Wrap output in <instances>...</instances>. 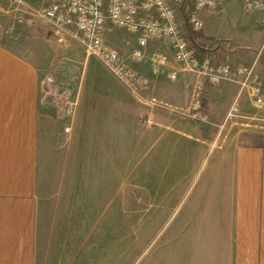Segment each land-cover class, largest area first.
<instances>
[{"label": "crops", "instance_id": "crops-1", "mask_svg": "<svg viewBox=\"0 0 264 264\" xmlns=\"http://www.w3.org/2000/svg\"><path fill=\"white\" fill-rule=\"evenodd\" d=\"M257 20L264 26L260 13ZM225 52L230 62L238 64L251 62L256 53L245 49ZM191 80V75L181 73L168 81L172 94L166 100L161 98L165 103L162 111H148L124 87L106 95L104 89L97 99H80L68 146L61 151L55 145L59 121L52 107L39 100L41 81L35 66L0 42V264H42L41 224L46 203H62L63 189L69 186L76 199L80 193H98L88 192L89 187H107L111 194V180L104 181L111 170V155H119L120 165L128 152H138L140 157L147 154L150 202L158 201V171L169 164L175 141L185 144L182 139L194 142L196 149L204 143L214 147L212 166L217 177L219 174L218 186L225 180L226 196L211 202L216 208L211 217L206 213L197 216L195 210L185 214L182 230H168L158 255L153 256L162 258L154 263L152 257V263L264 264V146L234 144L223 149L201 137L180 113L188 103ZM158 84L161 82H153L149 91L155 98L161 87ZM236 89L232 82L207 86L213 120L223 118ZM144 111L156 123L150 131L136 125ZM113 171V185L118 182L121 186L126 168ZM194 199L197 205L202 201L206 205L202 195Z\"/></svg>", "mask_w": 264, "mask_h": 264}, {"label": "rangeland", "instance_id": "rangeland-1", "mask_svg": "<svg viewBox=\"0 0 264 264\" xmlns=\"http://www.w3.org/2000/svg\"><path fill=\"white\" fill-rule=\"evenodd\" d=\"M34 6L38 7L39 1L31 0L27 5L0 0V40L35 66L40 76V87L46 86V80H51L55 94L65 91L75 100L70 126L79 101L94 96L97 99L104 89L105 92L107 90L106 95L120 92L124 87L142 101L145 108L148 106V111L164 110L165 103L161 98L166 100L172 94L168 81H153L161 82L158 85L162 88L159 87L155 94L157 98L149 94L151 86L139 95L133 94L95 55L85 53L72 26H59L47 21L33 9ZM258 14L256 9L246 7L241 0H222L219 8L204 13L200 30L205 36L203 45L211 48L208 52L218 58L230 61L226 49L255 50L253 60L256 67L259 66L260 70H257L264 82V26L258 22ZM105 39L123 54L133 45L130 33L119 28L106 32ZM165 45L163 41H155L150 47L163 49ZM43 102L50 105L48 99ZM209 102L210 98L204 92L202 105L207 122L188 119L199 130L201 137L223 149L234 144L264 146V106L254 105L246 92H242L238 99V112L224 121L223 118H211ZM51 109L55 116L53 107ZM142 118H149L151 123L138 122ZM62 125L59 121L55 140L56 147L61 151L67 148L71 133L70 130L67 134L63 133ZM136 125L150 131L156 123L150 112L144 111L136 118ZM182 140L187 143L176 140L169 164L158 171L156 202H150L152 187L149 172L145 169L147 154L140 157L138 152L135 155L128 152L126 161L120 165L119 155H111L110 164L107 162L111 170L104 179L111 180V194L107 187L96 186L87 190L98 192L95 196L80 193L76 199L69 186L63 189L62 203L48 201L41 224L44 244L42 264H153L152 257L158 255V247L166 241L163 238L168 230L183 228L185 214L195 210L197 216L206 213L211 217L216 212L211 202L224 198L227 191L224 179V184L218 186L221 182L219 174L217 177L212 166L215 149L207 143L202 148L198 145L196 149L194 142ZM119 166L120 171L126 168V177L121 179V186L118 182L115 186L113 178L116 174L113 170ZM67 177L70 178V174ZM198 195L205 198V206L202 204L204 201L201 205L194 203ZM161 258L153 257V262L159 263Z\"/></svg>", "mask_w": 264, "mask_h": 264}, {"label": "built area", "instance_id": "built-area-1", "mask_svg": "<svg viewBox=\"0 0 264 264\" xmlns=\"http://www.w3.org/2000/svg\"><path fill=\"white\" fill-rule=\"evenodd\" d=\"M27 4L31 0H11ZM33 9L47 21L70 25L86 54L95 55L107 69L126 84L135 95L146 91L156 79L176 80L181 73L191 75L187 105L180 111L185 118L207 122L203 112L205 88L225 81L236 84V94L223 120L238 112V99L246 92L252 103L264 106V82L256 61L233 64L218 58L205 48L192 44L184 34V26L198 31L203 26L202 11H214L219 0H35ZM243 5L260 13L264 23V0H241ZM119 28L130 33L133 45L123 54L107 43L106 32ZM155 41L165 48L150 47ZM259 53V50H258ZM40 87L41 102H48L56 118L63 123L62 131L70 130V118L75 100L65 91L53 92V82ZM138 122L149 125V118Z\"/></svg>", "mask_w": 264, "mask_h": 264}, {"label": "trees", "instance_id": "trees-1", "mask_svg": "<svg viewBox=\"0 0 264 264\" xmlns=\"http://www.w3.org/2000/svg\"><path fill=\"white\" fill-rule=\"evenodd\" d=\"M184 28H185V30H184V34H185V36L188 38V40H189L192 44L198 46L201 50L205 49V45H203L204 42H205V36L201 33V30H198V31H191V30H189L188 28H186L185 26H184ZM194 37H195V39L198 38V39H197L198 41H195ZM192 39H194V40H192ZM0 42L2 43L1 40H0ZM256 146H262V145H260V144H256Z\"/></svg>", "mask_w": 264, "mask_h": 264}]
</instances>
